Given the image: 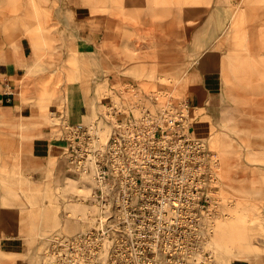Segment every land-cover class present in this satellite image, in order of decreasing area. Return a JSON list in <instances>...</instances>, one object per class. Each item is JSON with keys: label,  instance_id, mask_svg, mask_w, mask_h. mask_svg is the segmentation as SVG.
Masks as SVG:
<instances>
[{"label": "rangeland", "instance_id": "1", "mask_svg": "<svg viewBox=\"0 0 264 264\" xmlns=\"http://www.w3.org/2000/svg\"><path fill=\"white\" fill-rule=\"evenodd\" d=\"M84 2L94 14H105L113 21L94 54L75 47L78 36L68 30L73 19L60 8V0H0V50L17 38L31 39L34 64L19 91L22 100L33 103L39 125L50 131V140L54 123L51 110L60 107L65 111L66 93L72 99L74 112H65L73 120L94 119L104 109L105 92L108 95L113 87L130 82L146 89L176 87L178 94L188 96L186 72L205 53L206 38L213 31L210 12L216 0ZM86 76L90 86L83 82ZM46 87L53 92L46 94ZM247 105L254 106V102L245 100ZM198 111L194 118L198 113L202 119L209 117L204 108ZM29 123L26 118L9 121L0 117V147L11 149L8 156L0 153V202H15L26 209V226L32 232L26 239L28 253L20 254L19 261L43 264L42 237L82 230L86 224L81 219L87 206L76 197L84 188H75L71 179L61 182L55 177L59 157L48 161V186L28 169L20 141L33 135L26 130ZM199 132H204V127H199ZM263 137L264 132L225 133L214 125L206 138L220 158V190L225 199L232 201L229 214L218 219L215 232L204 246L172 250L173 255L160 251L158 264H171L172 259L180 257L185 264H213L204 254L211 248L217 256L216 264H264ZM66 164L65 161L64 168ZM227 222L228 230L220 240L221 225ZM239 230L243 232L241 237L237 236ZM3 249L0 240V264L16 262L18 256Z\"/></svg>", "mask_w": 264, "mask_h": 264}, {"label": "built area", "instance_id": "2", "mask_svg": "<svg viewBox=\"0 0 264 264\" xmlns=\"http://www.w3.org/2000/svg\"><path fill=\"white\" fill-rule=\"evenodd\" d=\"M102 103L91 120L51 110L52 138L87 211L82 230L42 237L43 264H158L160 251L204 246L232 201L221 194L217 151L195 133L189 97L130 82ZM204 254L216 264L213 248Z\"/></svg>", "mask_w": 264, "mask_h": 264}, {"label": "crops", "instance_id": "3", "mask_svg": "<svg viewBox=\"0 0 264 264\" xmlns=\"http://www.w3.org/2000/svg\"><path fill=\"white\" fill-rule=\"evenodd\" d=\"M60 3V8L73 19L68 30L78 36L75 47L94 54V49L109 34L112 18L94 14L84 0H60ZM210 14L213 31L206 38L208 47L186 72L190 101L196 111L204 108L209 115L202 119L198 113L194 118V112L195 133L208 137L215 124L225 133L264 132V0H216ZM15 43L0 50V117L9 121L30 119L26 130L33 135L20 141L28 169L48 186V161L59 157L54 174L64 182L68 172L61 143L50 140V131L39 125L33 103L22 100L19 91L34 62L33 43L27 37L17 38ZM245 100L253 101L254 106H245ZM199 127H204V132L200 133ZM262 141L264 144V137ZM10 150L0 147L3 157L11 154ZM3 202H0L1 244L4 251L18 256L16 262L3 264H25L19 258L20 254L28 253L26 239L32 232L26 226V209L15 202Z\"/></svg>", "mask_w": 264, "mask_h": 264}, {"label": "bare ground", "instance_id": "4", "mask_svg": "<svg viewBox=\"0 0 264 264\" xmlns=\"http://www.w3.org/2000/svg\"><path fill=\"white\" fill-rule=\"evenodd\" d=\"M41 22V21H40ZM41 27V26H40ZM46 27V26H45ZM47 27H48V25H47ZM50 29V28H49ZM46 33H48V32H46ZM45 33V34H46ZM50 34V33H49ZM51 39H52V37H51ZM17 43V42H16ZM15 43V44H16ZM17 45V44H16ZM18 49V48H17ZM72 49H73V47H72ZM78 49V48H77ZM76 49V50H77ZM34 64V63H33ZM86 75V74H85ZM87 77V76H86ZM64 82V81H63ZM83 82H85V84H87V85H89L90 86V82H89V80H88V77L83 81ZM60 84V83H59ZM58 85V84H57ZM61 85V84H60ZM59 88V87H58ZM91 88V87H90ZM46 89V91H45V93L46 94H51L53 91L52 90H50L49 89V87H46L45 88ZM43 92V91H42ZM54 92H55V90H54ZM60 92H62V91H60ZM67 92V91H66ZM56 93V92H55ZM45 95V94H44ZM105 95H107V93L105 92V94H104V96ZM65 97H66V99H67V102H65V106H66V109L65 110H67V112L68 113H71L72 114V111L74 110V105H73V103H72V99H70V95L68 96L67 95V93L65 94ZM42 98V97H41ZM94 98V97H93ZM54 100V99H53ZM83 100H84V98H83ZM83 103V102H82ZM47 105H48V103H47ZM47 105L45 106L46 108H47ZM96 106V105H95ZM95 108V107H94ZM41 109V108H40ZM79 109H80V107H79ZM77 110V109H76ZM79 111V110H78ZM81 111H82V109H81ZM96 111V110H95ZM35 112V111H34ZM45 112V111H44ZM74 112V111H73ZM82 114V113H81ZM73 115V114H72ZM45 116V115H44ZM75 116V115H74ZM64 169V168H63ZM57 170V169H56ZM63 171V170H62ZM65 171H66V169H65ZM55 172V171H54ZM64 175V174H63ZM64 179H66V180H70V179H72L71 177H69L67 174H65V178ZM70 181H72V180H70ZM70 181H68V182H70ZM75 184V188H78L79 190L81 189L82 190V188H83V186H82V184L81 185H79V183H73V185ZM64 188V187H63ZM72 200V199H71ZM80 216V215H79ZM82 218V217H81ZM80 218V219H81ZM62 221V220H61ZM73 221V220H72ZM81 223V222H80ZM219 223V222H218ZM232 224H234V222H232ZM72 225V224H71ZM79 225V224H78ZM227 226H228V222L226 223V224H224L223 223V225H221V229H220V234H221V236H220V240L221 239H224L223 237L225 236V234H226V232H227V230H228V228H227ZM77 227V226H76ZM70 229V228H69ZM74 229H78V228H74ZM71 231V230H70ZM235 231V230H234ZM234 231H233V233H234ZM240 232H238L237 233V236H239V237H241L242 236V234H243V232L241 231V230H239ZM72 232H74V231H72ZM241 246V245H240Z\"/></svg>", "mask_w": 264, "mask_h": 264}]
</instances>
